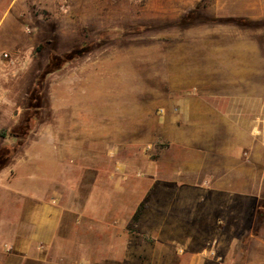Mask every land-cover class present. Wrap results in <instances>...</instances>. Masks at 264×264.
Segmentation results:
<instances>
[{
    "label": "rangeland",
    "instance_id": "obj_1",
    "mask_svg": "<svg viewBox=\"0 0 264 264\" xmlns=\"http://www.w3.org/2000/svg\"><path fill=\"white\" fill-rule=\"evenodd\" d=\"M239 1L257 4L260 13L232 16L245 18L236 24L218 15V0H44L36 7L35 49L41 47L31 65L3 72L5 98L18 112L14 123L41 99L31 139L50 125L51 144L67 151L45 156L48 186L70 211L99 215V222L84 218L78 231L99 244L87 252L99 264H174L170 249L178 254L180 246L160 245L172 236L159 235L156 220L162 207L171 209L172 172L188 166L173 158H186L185 148L212 146L214 135L197 128L224 125L188 124L187 114L235 124L253 169H245L244 188L253 193L237 202L235 225L221 239L248 244L235 264H264V0ZM192 10L198 17L180 25ZM91 44L80 57L52 60L61 67L40 75L53 55ZM11 59L0 54V68ZM247 130L259 141L254 162ZM68 232L76 236L71 225Z\"/></svg>",
    "mask_w": 264,
    "mask_h": 264
},
{
    "label": "crops",
    "instance_id": "obj_2",
    "mask_svg": "<svg viewBox=\"0 0 264 264\" xmlns=\"http://www.w3.org/2000/svg\"><path fill=\"white\" fill-rule=\"evenodd\" d=\"M218 2L220 16L255 15L261 11L257 4L243 5L238 3L239 0ZM37 6L44 7V0H0V54L4 58L12 56L10 66L4 64L0 68V132H4L0 135V149L14 145L15 136L11 131L19 124L14 123L18 112L5 98L10 87L6 86L7 78L3 72L16 64L31 65V53L39 38L34 19ZM183 117L195 126L206 121L218 124L221 119L224 125L197 128L214 135L212 146L185 148L180 154H186V158H173V161L185 162L188 166L172 172L171 209L164 206L156 216L157 223L162 225L159 235L170 233L172 236L171 239L162 238L160 245L167 248L171 245L172 248L171 243H177L180 246L178 254L175 248L170 249L175 257L174 264H235L240 249L248 244L227 245L221 236L235 225L237 202L253 193L244 188L249 187L245 169H253L242 157L234 123L228 124L224 117L214 120L190 114ZM33 131L34 128L27 132L23 143L0 169V264H99L87 255L89 251L100 250L99 244L93 240L89 242L82 232H78L84 218L99 222V215L86 214L82 208L70 211L63 205L66 201L62 200L61 193L49 188L51 181L45 173L44 158L67 151L51 144L50 125L35 140L31 139ZM244 133L248 159L254 162L258 137L256 139L251 130ZM226 135H230L229 141L225 139ZM89 147L93 149L94 144ZM157 174L160 173L157 171ZM91 202L93 207L98 204L93 198ZM69 225L76 229L75 237L70 236ZM169 226L170 231H167ZM93 231L92 228V236ZM108 249H111L110 244Z\"/></svg>",
    "mask_w": 264,
    "mask_h": 264
},
{
    "label": "trees",
    "instance_id": "obj_3",
    "mask_svg": "<svg viewBox=\"0 0 264 264\" xmlns=\"http://www.w3.org/2000/svg\"><path fill=\"white\" fill-rule=\"evenodd\" d=\"M198 15H199L198 12H196L195 10H192V11L188 12L187 14H185L181 17V19L179 20V24L180 25L188 24L191 21H193L194 19H196V17H198ZM226 20L235 22L236 24H244V23H242V21H245V18H243V17H232L231 16V17L227 18ZM103 41H107V39H104ZM102 42H99V43H102ZM40 47L41 46H38L35 50L38 51ZM93 47L94 46L92 44L91 45H82L78 48H75V49L65 53L62 56L53 55L51 57V61L48 62V64L43 69V72L40 75L46 76L47 72L55 71L61 67L60 64L53 65L51 63L52 60H56L58 63H60L61 60L66 62V61H69V60H72L74 58H77V57L84 55L86 52L90 51ZM41 82L43 83V79L42 80L39 79L35 86H41ZM36 94L37 95L39 94L38 91L36 92ZM38 97H35L36 102H34L33 107H31V106H30L31 108L29 107V110L26 113V116L24 117L23 121L20 122L11 131V133L15 136L14 145L11 147H3L0 149V165L6 164L10 160V158L12 157L14 152L17 150V148L23 143V141L25 139V135L27 134V132L29 130H31V128L33 126V122H34L33 119L39 115V108L42 105L41 99L39 100ZM0 135L1 136L4 135V132L1 131Z\"/></svg>",
    "mask_w": 264,
    "mask_h": 264
},
{
    "label": "built area",
    "instance_id": "obj_4",
    "mask_svg": "<svg viewBox=\"0 0 264 264\" xmlns=\"http://www.w3.org/2000/svg\"><path fill=\"white\" fill-rule=\"evenodd\" d=\"M3 56H6V54H3Z\"/></svg>",
    "mask_w": 264,
    "mask_h": 264
}]
</instances>
